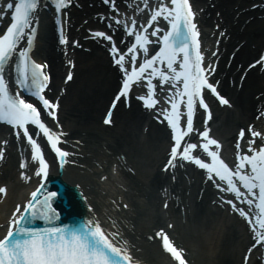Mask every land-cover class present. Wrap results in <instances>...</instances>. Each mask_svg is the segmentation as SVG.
Segmentation results:
<instances>
[{
  "label": "bare ground",
  "instance_id": "1",
  "mask_svg": "<svg viewBox=\"0 0 264 264\" xmlns=\"http://www.w3.org/2000/svg\"><path fill=\"white\" fill-rule=\"evenodd\" d=\"M77 1L80 8L72 7L67 12V16L72 17L73 26L65 33L71 40L78 38L79 43L85 47L76 49L68 41L60 44L61 40L56 37L55 28H52L46 16L49 14L40 12L35 48L39 57L47 59L53 89L58 91L60 85L63 86L60 110L64 112L66 134L74 139L75 158L72 159L77 169L84 170L78 172L72 166L66 167L62 178L83 192L85 201H77L80 210L101 220L115 236L124 239L132 255L137 258L141 256L151 264H170L154 239L147 244L152 228L165 226L158 207V192L163 186H169V191L182 196L180 204L185 206L187 221L184 224L176 223L172 232L177 234L175 236L180 243L183 242L184 248L192 253L193 263L241 264L234 257L236 253L242 254L249 244L251 229L234 217L227 219L219 209L208 205L213 198L210 197L212 185L202 182L200 171L191 163L188 162V167L199 177L188 186L180 177L174 183L166 178L158 168V161L170 140L168 130L161 123L162 126H158L157 120L154 122L148 119L149 110L146 109L144 114L136 101H130L126 109L119 108L118 114L114 115L116 121L112 127L115 126V130L109 131V126L99 123L97 116L112 96L122 70L115 61L116 54L112 52L111 45L119 49L117 55L125 56L124 64L126 58H129V53L124 50L125 34L120 25L114 23L120 17L115 14V10L121 7L119 10L127 14L126 19L130 13L139 19L142 15L140 11L144 9L143 6L147 7V3L139 0L129 5L130 0H115L113 8L109 0L105 5L103 0ZM192 1L199 16L196 19L202 25V37L205 41L211 40L205 51L206 54L207 51L212 52L207 55L209 62L216 63L214 75L219 78V87L233 106L232 111H225L219 118L221 124L216 129L217 135L224 141L231 140L232 131L238 125H244L245 129L251 126V131L257 130L260 124L255 118L264 115V62H258L256 58L259 49L264 53V0ZM153 2L159 5L162 0ZM158 21L157 18L152 25L159 26ZM0 22L3 20L0 19ZM214 25H217L216 29ZM209 27L213 28L205 30ZM99 31L106 33V36L97 35ZM107 36H111L112 40L109 41ZM215 50L216 55L213 54ZM67 52L72 54L67 55ZM65 61L68 70L74 66V77L66 85L61 84L59 76L61 69L66 68L61 66ZM253 61L254 64L250 65ZM151 95H155V92ZM146 125V131L143 132L142 128ZM0 136L8 140L4 161L0 163V185L5 186L7 191L3 199L0 196L1 234L2 223L32 187L33 179L32 165L27 157L24 154L17 156L12 140L5 137L3 132H0ZM111 154L119 156L117 163L123 170L114 180L105 167ZM21 158L26 162L25 170L21 169L24 175H21L17 166ZM93 158L94 164L91 162ZM86 166L93 169L89 174ZM172 204L170 202L168 206L169 217L180 221L179 208L174 210ZM155 237L158 241L156 234ZM248 261V264L264 263L261 259L259 262L254 260L253 254Z\"/></svg>",
  "mask_w": 264,
  "mask_h": 264
},
{
  "label": "snow or ice",
  "instance_id": "2",
  "mask_svg": "<svg viewBox=\"0 0 264 264\" xmlns=\"http://www.w3.org/2000/svg\"><path fill=\"white\" fill-rule=\"evenodd\" d=\"M65 2L66 0H57V7H61ZM109 2L111 3L112 0H109ZM171 3L176 5L175 14L177 16L184 14L186 17H191L193 15L188 0H171ZM12 7L13 4L8 3V8L11 9ZM14 7L15 10L11 12V23L6 30L0 34V121H7L12 125L23 128V134L33 146V159H38L39 161L40 167L37 169V172L46 173L47 161L44 158L40 144L33 138L32 134H29L27 124L31 122L38 125L39 128L47 134L48 141L51 142L52 147L60 156L61 163H63L66 152L57 146L59 134L53 133L44 123L40 118V110L35 104L25 100L24 97L20 96L18 93L10 94L5 78V65L14 57V54L18 52L21 57V62L18 66L20 79L17 83L22 88L29 82L35 84L37 89L35 95L39 98V101L42 102L43 106L49 109H55L57 107L56 103L45 98L40 92V88H42L44 83L49 79L47 75L40 71L43 65H38L33 60L31 61V68H29L28 49L18 48V44L24 38L26 28L29 29L27 34L28 44L31 45L33 43L36 29L30 27L29 17L31 10L38 7V0H19V2L15 3ZM113 8H115L114 3ZM116 11H119V9H116ZM137 11H139V9H137ZM166 11L165 4H159L158 8L150 15L148 23L151 24L157 19L158 15H162ZM117 22H120L119 17H117ZM124 26L127 32L134 33L135 43L131 44L127 49V52L131 54L132 67L130 71L125 67V56L123 54H119L116 59V62L126 76L123 80V87L120 89V95L127 94L132 86V81L141 79V75L148 68H152L151 76L144 77V79L148 81L147 88L150 94H154L156 90V86L151 82L152 77H160L161 84L165 81L176 83L183 78L182 91H178V95L181 100L186 98V125H181L180 101L177 100L176 95H173L170 99L166 97L171 104V114H168L169 110L165 109V115L173 129L175 143L171 148V158L165 165V168L172 165L174 159L179 155L184 159L194 161L201 168L207 169L208 177L211 178L215 176L219 178V181L226 182L227 187L224 188L226 192H232L237 199H246L249 205L255 204L256 207H258L259 212L257 214V219L252 220L249 218V224L253 228H256L258 225V242H264V145H261L259 150H257L252 147L253 141L250 140L248 148L252 152V155H249L247 152L240 153L238 151V164L235 168H232L219 155L218 148L220 142L209 136L207 127L199 133V135L204 138L199 145L196 142H184L182 144L181 142L185 134L193 131L195 98L199 96V104L202 105L204 109H208V104L205 102L202 94L204 88L215 93V95L219 97L221 103L226 104L228 100L217 92L215 84L209 82L207 76L204 75L207 70L200 66L202 53L197 52L196 54L194 72L189 65V53L186 50L184 51L183 70L177 71L176 67H174L175 49L169 47L168 41L170 39L174 40L175 36L179 35L180 29L175 21H173L174 31L166 33L163 37L165 46L156 52L155 55L144 59L143 62L139 64L138 68L135 66V50L138 46L140 48H145L148 42V36L146 33L136 29L137 21L135 18L131 20V27L128 26L127 22H125ZM142 26L146 27L144 25ZM191 27L195 29L194 24L191 25ZM156 34H159L158 26L156 28ZM97 35L105 37L106 33L99 31ZM107 39L111 41L112 37L107 36ZM112 52L114 54L119 53V49H117L114 44ZM157 61H166L167 70L154 67ZM170 72L174 73V76H170ZM70 77L71 73H69V78ZM168 91L172 92V89L169 88ZM139 98L144 100L148 107H152L158 102L154 95H151V98L149 96H141ZM50 114L53 117L56 116L55 111H51ZM110 114L109 112V118H106L108 122H110ZM157 119H159V117H157ZM249 128L251 129V126H249ZM19 134L20 133H17V135ZM239 135L240 138L244 137V129H241ZM251 135L255 137L260 135V133L258 131H252ZM210 145L217 146V150L210 148ZM198 146L208 152L211 157V162H206L200 156L193 154V150L197 149ZM237 149H239V138L237 140ZM0 155H2V150H0ZM246 165L250 167V171L243 170ZM23 166L24 164L22 162V167ZM21 175H24V173H21ZM237 178L243 188L253 196L256 195L253 189L258 187V203L252 199H248V197L241 192V188L237 185ZM216 187L221 188L223 184L218 182L216 183ZM5 191L6 188L0 186V193H4ZM37 195V191L32 193L33 199L27 202L24 213L16 215L20 210L19 205H17L16 210L13 212V218L9 221L8 232L3 238H0V264H132V261L127 256H124L120 250L109 241L108 237L104 235L98 223H95L94 227L92 226L94 223L93 221H86L79 229L69 225L50 227L45 230H32L21 226L20 222L24 214L30 209L35 212L37 208L41 210L46 208L49 211V218H51V214L54 210L51 209L48 198L45 197L43 203H39L35 200ZM48 195L54 196L55 193H50ZM229 203H232L235 207L234 201H229ZM239 211L245 217H250V213L245 211L244 208H240ZM16 232H24L27 235L24 238H13ZM161 233H163V230H161ZM163 240L165 247L179 260V264H185L183 255L180 250L171 244L167 234L163 235ZM112 253H116L117 255L114 256Z\"/></svg>",
  "mask_w": 264,
  "mask_h": 264
}]
</instances>
